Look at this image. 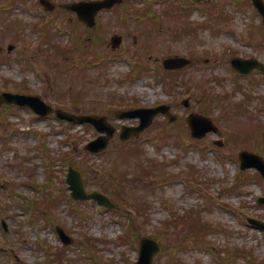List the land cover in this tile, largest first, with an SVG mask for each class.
<instances>
[{
    "label": "rangeland",
    "instance_id": "374dc122",
    "mask_svg": "<svg viewBox=\"0 0 264 264\" xmlns=\"http://www.w3.org/2000/svg\"><path fill=\"white\" fill-rule=\"evenodd\" d=\"M36 1L17 0L10 3L0 0V45L4 48L0 59H5L0 61L1 90L9 86V91L16 92L12 89H18L20 93L39 95L50 104L68 110L82 102L77 98L80 95L87 100L83 104L84 99L83 105L105 114L118 125H137L138 120L122 122L115 119L114 113L119 106L108 104L110 96L126 100L134 106L154 107L166 103L178 115V122H186L191 113L205 112L215 120L220 130L203 140H195L189 131L184 134L179 127H175L170 130L179 138L164 142L160 138V126L166 128L165 124L172 125L168 124L166 117L158 116L137 143L144 149L148 160L154 161L147 164L144 162L146 156L137 160L119 154L117 144H113L108 153L90 155L84 146L96 138L97 133L89 125L68 126L54 116L34 117L25 108L6 111L5 118H0V223L6 219L10 231L6 234L0 226V264H9L11 259L14 264H51L61 251L65 254V261L97 264L90 257L85 243L81 244L85 235L97 240L105 261L131 264L138 259L139 243L137 240L134 243L133 240L125 241L124 237L131 216L135 215V207L144 203L147 204L146 211L134 220L135 228L143 237L161 239L163 251L156 257L155 264H165L171 253L188 264L198 261L201 264H246L244 260L224 262L221 257L226 258L228 254L222 250L227 247L253 250L257 258L264 260V232L253 229L247 223V217L264 220V205L258 203L259 197L264 195V183L251 172L241 187L237 183L241 176L239 153L249 150L264 156V131L259 127L263 124L264 129V75L259 71L250 76L236 75L230 65L233 54L256 57L264 62V36L259 31L261 18L255 15L251 4L246 1L239 4L235 0H213L204 6H194L191 21L198 34L190 38L180 37L181 21L173 16L162 17V27L158 31L146 25H130L128 29L133 34L128 43L130 54L118 58L112 55L110 65L97 66L101 60L93 62V65L86 66L87 76L74 73L62 77L64 66L58 65L62 52L56 53V48L50 45L53 44L52 39L48 41L45 33L33 26L40 19H44L45 23L53 22L54 43L68 47L75 45L76 38L81 34L84 37L90 35L91 39L94 32L88 33L83 27H77L70 20L73 16L45 13L36 6ZM53 1L64 4L80 0ZM133 2L138 6L152 5L158 14H162L172 3L189 7L186 0ZM222 15L229 18L224 19ZM102 21L108 24L104 32L108 38L114 32L125 29L119 27L112 14L104 16ZM136 29H143L144 34L153 32L148 35L149 42L140 37L142 40L138 45H143L154 55H182L194 60L191 68L176 75L173 88L158 78L161 67L151 61L145 64L149 68L148 73L144 71L142 75L128 77L135 68L130 61L134 65L135 61H139L131 58L136 51L134 35L142 36L141 31ZM18 32L24 41L18 39ZM252 35L254 39H250ZM9 44L16 45V50L7 53ZM85 46L91 48L88 43ZM94 49L109 55L105 48ZM66 58L74 61L71 53H67ZM204 90L210 95L209 100L205 99ZM187 98L189 107L182 104ZM100 105L104 107L100 108ZM223 114H226L224 118ZM246 116L254 123L243 129ZM251 128L255 132L247 136ZM215 140H222L224 146L214 145ZM45 149H48L50 157L46 156ZM66 154L70 155L76 167L84 170L88 189L104 188L102 191L116 197L119 195L128 204L122 203L118 214L103 209L94 201H83L79 205L81 212L77 213L64 199L53 212L59 225L75 238V244L68 247L61 242L56 225L47 222L44 203L46 193H52L56 198L61 191L64 197L68 194L64 183L68 169L63 162ZM51 161L54 164L51 167L54 184L48 188L44 183L49 177L48 165ZM86 163L91 165L90 168ZM115 164L124 176H119L112 169ZM144 172H152V175L143 176ZM111 181L124 187L125 191L116 194V187L107 186ZM30 182L40 188H34ZM32 200L38 207L37 212L31 214L26 208ZM182 216L188 222L170 223ZM198 219L223 228L222 234L219 231L207 236L209 243L204 247L196 246L190 234L191 224ZM159 232L164 233L163 239ZM42 239L51 245L52 261L40 246ZM197 248L205 250L204 253L198 254Z\"/></svg>",
    "mask_w": 264,
    "mask_h": 264
},
{
    "label": "water",
    "instance_id": "95a60500",
    "mask_svg": "<svg viewBox=\"0 0 264 264\" xmlns=\"http://www.w3.org/2000/svg\"><path fill=\"white\" fill-rule=\"evenodd\" d=\"M113 1L114 0H109V1L106 0V1H103L102 3H104V4H111L112 5L113 4ZM42 3L46 7H49L50 9L53 8L52 3H50L47 0H42ZM102 3L95 2L93 4H84V5H67L66 7L69 8V9H75V10H77L78 13H80L81 19L86 20L92 26V24H94L95 14L99 10V8L101 7ZM255 3L259 7L261 13L264 15V3H262L261 0H255ZM181 61L182 60H180V62ZM257 65L259 67L263 68L262 65H260V64H257ZM252 66H253L252 63H248L247 68H251ZM31 100H33V98L21 97V96H14V95H9V94H4V95L0 96V104H2L3 102H15V103H18V104H27ZM32 103L35 105V107H37L38 109H40V111H44V110L48 109V107H46L42 103H40V104L37 103V102H32ZM59 113L60 112H58V114ZM64 117H66L68 119L82 120V121L83 120H90L92 122H95V120L97 119V118H92V117H87V118L79 117V118H76L74 116L67 115V114H64ZM208 130L209 129H206L205 131L197 130V132H198V135L199 136H202ZM242 156H243V158L249 157L250 160H252V163L255 164V165H257L264 172V161L261 158H259L257 156H254V155H251V154H248V153H243ZM81 193H83V192L81 191ZM66 242H68V239H67ZM145 256H146V260L147 261L146 260H142L139 264H150V262H148V259L149 258L151 260L150 254L149 253H146Z\"/></svg>",
    "mask_w": 264,
    "mask_h": 264
}]
</instances>
